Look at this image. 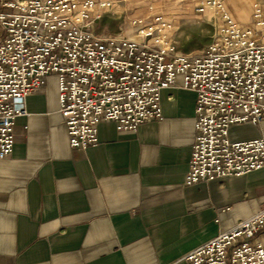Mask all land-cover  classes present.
I'll list each match as a JSON object with an SVG mask.
<instances>
[{
  "label": "crops",
  "instance_id": "obj_1",
  "mask_svg": "<svg viewBox=\"0 0 264 264\" xmlns=\"http://www.w3.org/2000/svg\"><path fill=\"white\" fill-rule=\"evenodd\" d=\"M109 1L94 23L102 21L101 36L132 35L133 19L158 12L196 29H215L218 20L195 11L201 0ZM224 5L241 27L255 25V7L264 18V0ZM195 105L178 76L161 91V119L127 131L101 121L95 144L72 147L57 78L48 75L25 98L29 114L16 117L12 152L0 159V264H187L188 251L255 211L264 201V168L185 184ZM229 132L234 140L264 137V120ZM256 238L264 247V233Z\"/></svg>",
  "mask_w": 264,
  "mask_h": 264
},
{
  "label": "built area",
  "instance_id": "obj_2",
  "mask_svg": "<svg viewBox=\"0 0 264 264\" xmlns=\"http://www.w3.org/2000/svg\"><path fill=\"white\" fill-rule=\"evenodd\" d=\"M109 0H0V159L13 149L16 117L25 98L55 75L59 111L72 147L98 141V124L120 131L161 119V91L176 83L196 94L195 136L185 184L264 168V137L234 140L230 127L264 120V18L239 26L224 0H201L198 13L218 19L211 40L180 52L168 34L171 18L132 20V35L91 29ZM264 201L255 211L188 251L187 264H264Z\"/></svg>",
  "mask_w": 264,
  "mask_h": 264
},
{
  "label": "rangeland",
  "instance_id": "obj_3",
  "mask_svg": "<svg viewBox=\"0 0 264 264\" xmlns=\"http://www.w3.org/2000/svg\"><path fill=\"white\" fill-rule=\"evenodd\" d=\"M213 28L214 27L209 23H206L203 26H198L196 29L192 24L183 25L181 22L180 24L174 26L175 31L173 30L175 34L172 36V38L176 49L180 52H189L192 50L201 49L211 40L212 34L214 32ZM91 29L98 33L102 32V21L92 25Z\"/></svg>",
  "mask_w": 264,
  "mask_h": 264
}]
</instances>
